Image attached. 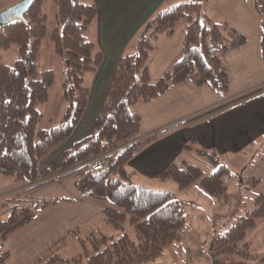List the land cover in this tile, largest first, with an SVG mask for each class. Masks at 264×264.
Here are the masks:
<instances>
[{
	"label": "trees",
	"instance_id": "16d2710c",
	"mask_svg": "<svg viewBox=\"0 0 264 264\" xmlns=\"http://www.w3.org/2000/svg\"><path fill=\"white\" fill-rule=\"evenodd\" d=\"M41 1L35 0L25 12V21H11L0 31V49L11 44L17 49L11 65L0 62V175L25 185L0 197V264H5L9 256L4 248L7 238L60 200L40 199L31 191L67 176H74L73 185L81 195L109 204L102 208L100 217L121 233L91 231L81 238L77 228L69 229L28 264H151L180 241L186 222V201L172 197L168 190L150 189L133 181V172L127 169L131 157L176 125L143 136L135 106L184 79L225 95L229 82L221 55L243 45L246 37L226 20L208 15L204 10L209 7V0H184L158 10L139 34L135 52L119 57L93 132L66 148L54 167L40 168V160L67 140L79 123L89 98L85 75L95 72L103 58L94 42L84 37L97 14L95 5L82 0H54L56 24L49 39L53 52L64 62L61 85L66 110L55 126L37 127L42 114L36 106L47 99L54 81L52 69L41 68L38 63L46 19ZM254 7L260 15L259 51L264 59V0H254ZM179 21L184 24L181 50L153 83L149 76L151 56L160 38L170 36ZM263 90L264 86L256 88L181 123L216 113ZM195 151L206 155L215 169L204 174L196 164L171 162L154 179L171 180L180 189L198 180L203 193L221 203H234L232 213L236 216L232 223L211 238L203 252L214 257L212 264H264V252L251 253L244 241L247 231L264 216V194L255 192L259 178L241 177L238 181L245 191L228 192L222 178L234 173L213 151ZM96 162H101L98 170L92 169ZM3 214L5 218L1 217ZM126 221L133 236L125 231ZM75 239L81 251L61 255L67 246L78 245ZM219 254L226 257H215Z\"/></svg>",
	"mask_w": 264,
	"mask_h": 264
},
{
	"label": "crops",
	"instance_id": "0c3cea01",
	"mask_svg": "<svg viewBox=\"0 0 264 264\" xmlns=\"http://www.w3.org/2000/svg\"><path fill=\"white\" fill-rule=\"evenodd\" d=\"M82 1L93 3L97 9L85 33L102 52L103 58L95 72L85 75L89 98L79 123L67 140L40 160V168L54 167L66 148L93 132L95 118L104 102L119 57L135 52L139 34L158 10L184 0ZM204 11L215 19L226 20L246 37L243 45L221 55L228 75V91L219 95L205 85L197 86L184 79L171 84L164 93L150 101L137 104L135 110L141 118L143 136L176 125L141 147L127 163V169L133 172L132 179H154L171 162L199 165L190 162L191 156L186 155H192L194 147L195 150L213 151L230 170L241 166L246 172L244 176L259 178L255 192L264 194V90L201 119L181 123L186 118L264 86V59L259 51L260 15L255 10L254 0H209V7ZM183 36L184 24L179 21L170 36L160 38L159 46L149 61L151 82H157L177 57ZM258 141L261 142L260 148L254 146ZM251 147L255 151L253 159L240 166L234 165V161L240 160V155ZM73 180L74 176H67L31 191L36 197L48 194L60 200L40 211L33 220L7 238L4 248L9 251V256L5 264H28L69 229L77 228L78 236H85L105 224L100 212L109 204L81 195ZM48 186L53 189H46ZM23 187L22 182L0 175V197Z\"/></svg>",
	"mask_w": 264,
	"mask_h": 264
},
{
	"label": "rangeland",
	"instance_id": "374dc122",
	"mask_svg": "<svg viewBox=\"0 0 264 264\" xmlns=\"http://www.w3.org/2000/svg\"><path fill=\"white\" fill-rule=\"evenodd\" d=\"M18 0H0V10L17 2ZM41 8L46 15L45 19V35L42 37L39 45V58L38 63L41 68L52 69L54 74V81L48 89V97L44 102L39 103L36 107L41 112V118L37 123L39 128H49L55 126L62 118L66 110V103L62 99V82H63V69L64 62L58 57L52 49V43L49 39V32L55 26V12L56 5L54 0H42ZM84 37L87 39L88 35L84 32ZM17 55L15 44H11L6 49H0V62L11 65ZM88 77H86L87 79ZM86 83V82H85ZM195 146V145H194ZM256 148L261 147V142H256ZM192 155L190 162H197L203 170L204 174L210 173L215 169V165L211 164L206 155H196L195 148L192 147ZM189 152V151H188ZM254 148H247L245 154L240 155V160H235L234 165L240 166L242 163H248L255 156ZM196 156V157H195ZM227 156L224 158L226 159ZM239 158V157H237ZM227 161V160H226ZM244 161V162H243ZM228 162V161H227ZM234 175L223 176V183L227 186L228 192H236L237 190L245 191L238 180L246 175L245 169L241 166L236 170H231ZM133 181L140 183L150 189L168 190L171 192L172 197L186 201L185 212L186 222L183 230L181 231L180 241L174 243L164 250L163 254L158 257L151 264H212L214 257L203 253L210 239L214 236L223 233L232 223L236 214L232 213L234 203L232 201L221 203L215 197L208 196L203 193L198 185V180L192 182L185 188H178L176 183L171 180L158 181L156 179H136ZM52 190L51 186L46 189ZM52 188V189H51ZM48 194H42L37 198H50ZM2 218L6 214L1 215ZM125 231L133 236L131 225L126 221L124 223ZM106 234H120V231L115 230L111 224H101L96 228ZM83 238L84 235L80 234ZM75 244L78 240L75 239ZM244 241L248 244V250L251 253L264 252V216L257 220L256 225L247 231ZM73 244V241H71ZM72 246V245H71ZM71 249V250H70ZM81 251V247L76 245L74 248L67 246L62 251L61 255L70 256L74 253ZM217 258H225L226 255H216ZM230 258V256H227Z\"/></svg>",
	"mask_w": 264,
	"mask_h": 264
},
{
	"label": "water",
	"instance_id": "95a60500",
	"mask_svg": "<svg viewBox=\"0 0 264 264\" xmlns=\"http://www.w3.org/2000/svg\"><path fill=\"white\" fill-rule=\"evenodd\" d=\"M35 0H18L17 2L0 10V31L11 21H25V12L30 8Z\"/></svg>",
	"mask_w": 264,
	"mask_h": 264
},
{
	"label": "built area",
	"instance_id": "2783aa9c",
	"mask_svg": "<svg viewBox=\"0 0 264 264\" xmlns=\"http://www.w3.org/2000/svg\"><path fill=\"white\" fill-rule=\"evenodd\" d=\"M101 168V162H96L95 164H93L92 169L94 170H98Z\"/></svg>",
	"mask_w": 264,
	"mask_h": 264
}]
</instances>
